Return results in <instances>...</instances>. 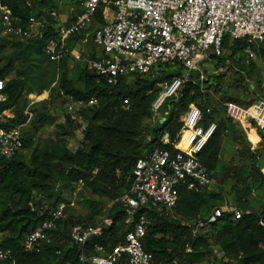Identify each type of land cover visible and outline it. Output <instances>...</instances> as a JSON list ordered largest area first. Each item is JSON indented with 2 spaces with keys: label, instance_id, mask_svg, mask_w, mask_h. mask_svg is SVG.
I'll use <instances>...</instances> for the list:
<instances>
[{
  "label": "built area",
  "instance_id": "built-area-1",
  "mask_svg": "<svg viewBox=\"0 0 264 264\" xmlns=\"http://www.w3.org/2000/svg\"><path fill=\"white\" fill-rule=\"evenodd\" d=\"M75 3L73 16L58 26L57 37L44 48L48 61L59 63L67 55L79 60L75 50H68V40L92 27L90 38L96 52L80 60L81 63L96 75L97 82L103 81L109 88L121 83L130 85L136 79L153 82L155 88L148 90L147 95L152 96L150 116L156 115L153 129L157 132L155 136L150 133L147 139L150 146L140 149L125 189L111 202V207L119 206L123 215V238L116 243L96 241L112 224L106 215L96 225H73L68 247L77 249L76 264H161L144 249V238L153 221L167 218L189 227L190 240L184 244L183 254L190 255L194 242L205 235L210 222L226 214L238 220L242 214L236 206L223 205L213 208L207 216L199 214L193 221H182L176 213L181 191L209 194L212 187L213 171L200 155L218 126L214 121L204 122V114L211 112L210 106L202 104L201 108L191 103L171 139L168 116L161 112L168 101H178L181 88L192 80L202 93H207L206 78L215 68L217 58L224 57L225 38L247 44L264 42V0H75ZM25 6L29 14L24 23L0 0V38L28 43L43 37L41 9L34 13L27 0ZM98 13L103 24L95 19ZM243 56L252 60L254 52L248 47ZM4 89L5 82L0 80V169L1 161L21 154L26 138L25 125H15L14 112L3 107L7 100ZM29 99V106L36 103L35 98ZM94 103L91 100L86 105ZM81 106V102H75L67 105V109L73 111ZM128 106V99H124L122 108L126 110ZM224 113L241 126L264 129V100L248 106L226 102ZM187 139L190 145L184 149ZM66 212L64 202L50 208L47 218L23 235L20 242L23 254H40L51 244L50 232ZM7 236L0 232V263L17 264L12 249L4 244ZM55 255H60L58 249ZM184 256L172 259L169 264H188Z\"/></svg>",
  "mask_w": 264,
  "mask_h": 264
},
{
  "label": "trees",
  "instance_id": "trees-1",
  "mask_svg": "<svg viewBox=\"0 0 264 264\" xmlns=\"http://www.w3.org/2000/svg\"><path fill=\"white\" fill-rule=\"evenodd\" d=\"M7 4L14 14L19 15L25 23L28 18L29 8L25 6V0H1ZM41 7L52 0H39ZM21 3V5H19ZM40 16V14H39ZM98 24H103L101 15L98 13L95 17ZM92 31L91 28L88 31ZM41 39H34L28 43H19L1 38L3 41L13 43L12 45L20 48V59L23 64L32 63L36 59L33 56H43L47 62L59 68L65 61L62 58L59 63L48 61L44 54V48L48 41L57 37L56 31L49 28L43 30ZM83 33L75 34L70 37L73 39ZM69 41V40H68ZM244 41L238 40L232 43L227 38L224 39V49L230 50L232 56L240 49ZM4 46H0L2 49ZM258 55L264 59V42L258 44ZM13 57L6 58V62L0 68V80L6 79L12 72L14 77L5 83L4 93L7 100L3 104L4 108H10L16 105L20 94L23 91L31 94V83L34 80L24 71H15L12 62ZM225 58H217V64ZM33 60V61H32ZM226 60V59H225ZM227 61V60H226ZM81 72L83 86L77 88L72 86L67 80L65 72L62 74L58 88L66 98H71L75 102H81L79 113L87 119L89 125L84 130L85 144L75 152H70L65 147L56 146L51 151H34L31 157V167L21 161L19 156H14L9 160L1 161L0 169V187L13 185L12 192L22 197V202L17 210H12L6 206L0 212V232L7 233L4 244L13 251V257L17 264H76L77 249H69L65 244L59 246L56 244V238L65 236L62 233V227L67 225L66 216L56 222V229L50 232L52 243L45 246L40 254L25 255L21 250L20 242L27 232L36 229L40 223L47 218L48 209L44 211L30 210L27 208L28 199L32 190L42 189L49 180V172L52 162L55 160L64 161L69 165L66 176L69 180L78 181L87 178V174H92V182H89L94 191H98L113 199L118 197L125 189L128 183V177L136 159L140 155V147L143 145V138L149 139L145 130H141V123L144 118L150 116V103L152 96L147 95L148 90L153 88V82L149 80L136 79L130 85L121 83L118 86L109 88L103 81L97 82L95 74L89 72L85 65ZM53 81H49L39 86L40 90ZM36 95H39L40 92ZM128 99V109L122 108V101ZM95 101L91 106L86 104L89 101ZM195 104L202 108V104L211 107L209 114H204V122L214 121L217 123V131L208 141L205 149L200 155L202 162L211 171H214L221 149V140L226 130L225 121L215 112L212 104L207 100V94L202 93L200 86L194 80L186 83L180 90L178 101L170 100L162 110V114H167L169 126V136L175 137L180 128L181 116L186 111L189 104ZM22 109V108H21ZM21 109L18 110L21 112ZM79 110V109H78ZM204 111V110H203ZM18 112V111H17ZM17 121H20L17 113ZM219 116L220 121L216 118ZM41 124H52L54 120L51 117L40 119ZM15 123V120H14ZM18 123V124H19ZM157 130L154 131V136ZM188 137V136H187ZM189 138V137H188ZM188 141V140H186ZM190 141V140H189ZM24 148L31 146L30 140L24 139ZM150 146V143H146ZM187 142L184 143L183 148ZM240 199L236 208L241 211V217L233 220L230 214L224 215L216 221L221 227L215 235V243L221 251L236 264H264V204L255 212L250 208V203L245 197ZM205 196L208 194H195L181 191V199L176 206V213L184 218L195 220L199 211L206 203ZM53 204L54 208L58 201ZM112 224L104 229V236L96 240L98 243H116L123 238L124 226L123 215L119 206L115 205L109 213ZM72 225L71 224L70 228ZM89 225V224H84ZM65 228V227H64ZM69 232L67 239L69 240ZM191 231L189 227L175 220L161 218L153 221L148 226L144 238V249L150 252L155 261L161 264H169L172 259H182L184 244L190 240ZM60 251V255H55V250ZM211 253L207 237L200 236L193 244V253L185 255L184 260L188 264H196ZM9 264V263H0Z\"/></svg>",
  "mask_w": 264,
  "mask_h": 264
},
{
  "label": "rangeland",
  "instance_id": "rangeland-1",
  "mask_svg": "<svg viewBox=\"0 0 264 264\" xmlns=\"http://www.w3.org/2000/svg\"><path fill=\"white\" fill-rule=\"evenodd\" d=\"M24 1V0H23ZM32 4L34 13L40 11L39 0H27ZM21 5V3L19 4ZM75 0H52L41 7L39 22L42 29L49 28L57 30L58 26L64 23L75 11ZM92 29V27H89ZM90 30L84 32L68 41V50H75L79 55L76 60L71 55H67L65 62L55 68L53 64L47 62L43 56L36 57L32 63L23 64L20 59L21 50L13 43L3 41L0 38V68L6 62V58L13 57L12 62L15 71L26 72L32 80L31 94L23 91L16 105L10 108L15 114V125L17 113L20 116V123L24 124L26 140H30L31 146L24 148L19 155L21 161L31 167V157L34 151H51L56 146H64L70 152H75L85 144L84 130L89 125L87 119L79 113L81 108L67 109V98L60 92L58 85L62 74L65 72L66 80L74 87L81 88L83 81L81 72L84 68L80 60L92 56L96 48L91 41ZM233 42H230V46ZM250 48L254 52L252 60H246L243 56L244 50ZM258 45L246 42L232 56L230 50L226 49L224 60H221L215 68L208 73L205 86L207 90V100L212 104L215 112L224 119L226 130L221 140V149L217 165L213 171V184L208 195L205 196L206 203L202 206L198 215L207 216L211 210L218 206H236L240 199L245 196L252 210L257 212L264 204V129L260 130L252 126H241L232 122L224 113L226 102H235L242 106H248L257 101L264 100V59L258 55ZM14 77L12 72L3 81L6 83ZM49 81L45 90H40L39 86ZM155 88V85H153ZM35 95V93H39ZM29 96L35 98L36 103L29 106ZM38 99V100H37ZM21 109V112L18 110ZM79 109V110H78ZM18 111V112H17ZM51 117L52 124H41L40 119ZM217 116V122L221 120ZM156 121L155 116L144 118L141 123V130H145L150 137ZM156 130V129H155ZM143 145L140 149H146L148 140L143 138ZM189 140V139H187ZM187 142V141H186ZM49 172V180L42 189L32 190L28 199L27 208L30 210H42L52 208L58 198L59 202L66 204L67 225L62 227L65 236L56 238V244L65 247L69 246L67 233L71 224H90L96 225L101 219L109 215L112 210L111 202L113 198L106 196L88 185L92 182V174H87V178L78 181L69 180L66 172L69 165L64 161L55 160L52 162ZM13 185L0 187V212L6 206L17 210L22 202V197L12 192ZM111 207V208H110ZM181 217V216H180ZM193 221L182 217V221ZM184 222V221H183ZM73 226V225H72ZM221 225L210 222L208 231L205 233L211 253L196 264H236V261L226 257L220 247L215 243V235Z\"/></svg>",
  "mask_w": 264,
  "mask_h": 264
},
{
  "label": "crops",
  "instance_id": "crops-1",
  "mask_svg": "<svg viewBox=\"0 0 264 264\" xmlns=\"http://www.w3.org/2000/svg\"><path fill=\"white\" fill-rule=\"evenodd\" d=\"M76 9H77V7L75 8V11H76ZM75 11H74V12H75ZM74 12H73V13H74ZM35 95H36V94H35ZM67 101H68L67 105H69V104H71V103H72V104L75 103V101H73L71 98H70V99H67ZM250 203H251V202H250ZM251 204H252V203H251ZM252 207H253V206L250 205V208H251V209H253Z\"/></svg>",
  "mask_w": 264,
  "mask_h": 264
},
{
  "label": "bare ground",
  "instance_id": "bare-ground-1",
  "mask_svg": "<svg viewBox=\"0 0 264 264\" xmlns=\"http://www.w3.org/2000/svg\"><path fill=\"white\" fill-rule=\"evenodd\" d=\"M189 138H190V135H187ZM189 145H190V142L189 140L187 141V145L185 146V149H188L189 148Z\"/></svg>",
  "mask_w": 264,
  "mask_h": 264
}]
</instances>
